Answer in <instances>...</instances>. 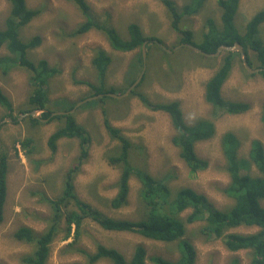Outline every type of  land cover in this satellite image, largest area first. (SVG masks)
<instances>
[{
  "label": "rangeland",
  "instance_id": "obj_1",
  "mask_svg": "<svg viewBox=\"0 0 264 264\" xmlns=\"http://www.w3.org/2000/svg\"><path fill=\"white\" fill-rule=\"evenodd\" d=\"M85 1L93 20L114 28L122 39L129 37L131 24H138L146 37L160 38L168 49L173 50L181 43L180 36L171 27V17L162 0ZM177 2L184 4V0ZM26 4L30 10L41 11L21 32L25 42L34 36L42 38L41 45L30 51L28 57L34 62L47 60L51 67L61 70V74L51 80L48 89L51 109L63 110L94 97L90 87L75 81H85L98 87L104 84L106 89L117 90L114 93L117 95L127 91V75L129 71H135L133 62L140 49L116 51L103 31L97 28L71 36L86 21V17L68 0H26ZM262 9L264 0H241L235 19L239 32L243 33L247 22ZM9 14V2L0 0V29L4 27ZM221 14L217 0H208L200 13L184 18L181 26L194 32L193 43L198 45L204 34L210 31L208 19H214L221 27ZM259 38L264 42V23L260 25ZM148 44L153 49L152 56L147 55L150 60L146 59L145 66L143 62L145 78L137 92L153 103L178 100L189 126L202 119L214 122L213 137L195 144L197 155L208 162V168L191 173L172 142L176 131L169 115L149 109L137 93L133 96L129 93L120 99L85 102L74 113L77 122L87 129L92 139L89 157L75 177L76 191L82 200L106 216L132 221L145 217L140 198L141 183L135 176L129 180L128 203L120 209L111 207V200L118 192L116 183L121 177L122 168L108 162V157L117 153L114 151L118 142L112 140L104 126L103 112L106 111L111 124L122 129L140 149L131 153L133 166L147 170L155 178H167L174 193L182 188H190L204 195L216 209H230L234 199L225 192L230 184V176L222 149V136L227 132L237 136L241 143L238 150L241 159H249L253 141H259L264 146V77L260 73L248 72L240 54L236 56L233 69L221 88L222 96L226 101L248 103L251 109L246 113L230 115L205 100L206 83L220 67L228 51L217 57H201L186 47L167 52L159 42L151 40L147 42L146 50ZM98 49L104 50L111 58L107 72L101 79L92 63ZM247 53L258 66L260 63L256 61V53L252 50ZM6 55L8 51L5 47L1 48L0 57ZM143 67H139L141 72ZM0 88L14 106L12 121L4 122L8 112L0 105V153L7 154L8 163L7 196L4 218L0 223V264H23L21 259L32 253L34 247L17 241L14 233L23 226L38 234L45 231L51 223L52 211L44 198L51 200L61 195L64 177L78 161L80 146L78 139L63 138L58 142L57 150L52 152L48 139L63 124L54 120L34 125L25 118H19L20 111L27 108V100L33 90L27 68L16 67L6 75L0 71ZM39 115L40 111L37 112ZM25 139H32L28 147L21 144ZM242 173L256 177L262 175L254 165H251L250 171L244 169ZM191 213L192 210L182 213V220L185 221ZM62 226L65 227L64 224ZM203 226L202 220L186 225L184 238L189 239L195 247V264H230L233 259H238L239 264L249 263L250 251L230 252L222 239L216 240L204 234ZM257 231L255 227L241 226L231 229L229 233L249 235ZM64 235L61 230L51 243L46 264H90L76 249L93 253L98 244L118 250L127 261L131 260L139 245L146 249L147 264H154L152 257L168 261H177L180 257L177 242L155 241L131 232L108 231L90 219L84 221L80 238L74 245V237L65 240ZM95 264L112 263L99 260Z\"/></svg>",
  "mask_w": 264,
  "mask_h": 264
},
{
  "label": "trees",
  "instance_id": "obj_2",
  "mask_svg": "<svg viewBox=\"0 0 264 264\" xmlns=\"http://www.w3.org/2000/svg\"><path fill=\"white\" fill-rule=\"evenodd\" d=\"M10 4V14L5 21L4 27L0 29V49L5 47L8 55L0 57V71L3 75L9 73L16 67H25L30 71V81L33 90L27 100V108L20 111L27 114L31 111H40V115L33 117L28 115L26 120L34 125H39L54 120H59L63 125L54 131L48 139V147L55 152L58 142L63 138L78 139L80 154L76 164L70 168L63 182L61 195L55 199L44 200L49 205L52 214L51 223L44 232L38 234L27 226L19 228L14 233L17 241L34 247L32 253L25 255L21 260L23 264H46L50 251V245L56 235L63 230L64 239L71 236L75 242L80 238L84 221L90 219L98 223L103 229L115 232H131L142 235L147 239L178 243L180 257L177 261H168L161 257H152L154 264H195L197 252L189 239H185L186 225L196 221H204L202 232L210 235L216 240L222 239L225 247L230 252L243 250L250 251V264H264V146L259 141H253L249 154V159L238 157V150L241 143L232 132H227L222 136V149L227 162V171L230 176V184L225 189L229 197L234 199V205L227 210H219L213 207L208 199L190 188L179 189L172 192L168 185V179H158L147 170L132 165L131 153L133 150H140L124 134L123 130L111 124L104 114V126L112 138L118 142L115 148V155L108 157L111 165L122 168L120 179L116 183L118 192L111 200L113 209H120L128 203L130 192L129 180L135 176L141 183L140 198L144 204L145 217L138 221L115 219L104 215L99 209L94 208L90 203L82 200L75 187V177L80 172L81 167L89 157V147L92 139L87 129L77 122L75 112H70L75 105L55 111L49 107L50 100L48 89L50 82L61 74V70L51 67L47 60L32 61L28 56L30 51L38 48L42 43L40 36H34L30 41L25 42L21 37L22 30L41 14L40 10H30L26 0H7ZM74 3L81 11L86 21L71 36L84 34L92 28H97L107 36L112 47L116 51L131 52L140 49V54L134 60L135 71L127 75V87L129 88L137 80L143 67V55L141 47L146 41H157L161 39L154 36L146 37L138 24L129 26V37L122 39L114 28L97 24L90 15V7L85 0H68ZM208 0H184L180 5L177 0H162L171 17V27L180 36L181 42L193 43L194 32L186 30L181 26V22L186 17L200 13L204 3ZM241 0H217L218 6L222 10L219 27L214 19H208L209 33L204 34L203 40L197 46L207 53H216L221 45L233 46L239 42L248 52L256 53V61L260 64L255 66L252 58L248 55V62L251 67L264 68V42L259 38L260 25L264 23V9L258 11L246 24L243 33L239 32L235 19L238 14ZM194 44V43H193ZM196 45V44H195ZM154 46L159 47L154 43ZM152 47H147V55L152 56ZM97 54L92 60L100 79L107 72L111 63L110 56L104 50H97ZM168 55V54H167ZM166 56V55H165ZM164 56V57H165ZM201 56V54L199 55ZM238 52H226L220 67L206 83L205 100L217 109L225 110L230 115L246 113L251 109L248 103L226 101L221 92V88L229 77ZM163 57V58H164ZM201 57H204L202 55ZM150 57H147V61ZM241 63V60H240ZM264 77V70L260 72ZM142 81L130 95L137 93L142 103L154 111L167 113L171 119L176 135L172 142L179 150V156L189 167L190 172L195 174L208 168V162L201 159L195 150V144L213 137L215 134V124L211 120L202 119L195 125L186 124L181 103L178 100L167 103H153L143 94H138L137 89ZM75 83L85 84L93 91V96L106 93H115L117 90L106 89L102 84L99 87L85 81H75ZM113 98L103 96L98 98V102L111 100ZM85 100V99H84ZM96 101V100H95ZM93 102V101H92ZM91 104H94L92 103ZM87 104V103H86ZM0 105L8 112L7 118L13 117L14 106L10 98L0 88ZM87 105H90L88 103ZM65 112L66 114H55ZM262 119L264 122V108ZM32 139H25L21 144L28 147ZM254 165L262 174L259 177L250 173L243 174L242 171H250ZM7 174L8 163L7 154L0 153V223L4 218V206L7 196ZM192 210V213L182 220L181 214ZM65 225L63 228L62 225ZM246 226L257 227L256 233L245 235L240 233H229L233 228ZM73 231V235H72ZM76 251L84 255L90 264H95L99 260H108L112 264H147V252L144 246L135 248L130 261H127L122 253L114 248H107L98 244L93 253L77 248ZM230 264H239L238 259H233Z\"/></svg>",
  "mask_w": 264,
  "mask_h": 264
},
{
  "label": "water",
  "instance_id": "obj_3",
  "mask_svg": "<svg viewBox=\"0 0 264 264\" xmlns=\"http://www.w3.org/2000/svg\"><path fill=\"white\" fill-rule=\"evenodd\" d=\"M148 41L144 42V44L142 45V55H143V62H144V66L146 64V59H147V50H146V44H147ZM167 52H172L173 50L171 49H168L166 46L164 45H161ZM181 47H188L190 49H192L193 51L201 54V55H204L206 57H217L219 56L222 52H225V51H229V52H238L241 56V59H242V62L243 64L245 65V68L247 69L248 72L250 73H259L261 71L264 70V68H257V69H253L251 67V65L249 64L248 62V56H247V52L245 51L244 47L239 43V42H236L233 46H227V45H221L217 52L216 53H207L205 51H203L201 48H199L198 46L192 44V43H189V42H183L181 43L179 46H176L174 48V50H177L178 48H181ZM144 73H145V68L143 67L142 69V72L140 73L139 77L137 78V80L134 82V84H132L126 92H124L123 94H114V93H106V94H99V95H96L94 97H91V98H87L85 100H82L80 102H78L75 107L70 111V112H67V113H74L77 108L79 106H81L83 103L85 102H89V101H92V100H95V99H98V98H101L103 96H108V97H112V98H116V99H120V98H123V97H126L133 89H135L137 87V85L142 81L143 79V76H144ZM55 114H66L65 112H57ZM28 115H31L33 117H37V112L36 111H31L30 113H27V114H21L19 118H25L27 117ZM6 121H12V118H5L4 122Z\"/></svg>",
  "mask_w": 264,
  "mask_h": 264
},
{
  "label": "clouds",
  "instance_id": "obj_4",
  "mask_svg": "<svg viewBox=\"0 0 264 264\" xmlns=\"http://www.w3.org/2000/svg\"><path fill=\"white\" fill-rule=\"evenodd\" d=\"M181 43H183V42H181ZM181 43H180V44H181ZM180 44H179V45H180ZM192 44H193V43H192ZM160 45H164V44H160ZM179 45H178V46H179ZM194 45H195V44H194ZM164 46H165V45H164ZM196 46H197V45H196ZM181 48H183V47H181ZM186 48H188V47H186ZM178 49H180V48H178ZM189 49H190V48H189ZM191 50H192V49H191ZM173 51H175V50L173 49ZM173 51H172V52H173ZM172 52H171V53H172ZM252 68H253V67H252ZM253 69H254V68H253ZM255 69H257V68H255ZM255 228H257V227H255ZM257 229L259 230V228H257ZM248 264H250V261H249Z\"/></svg>",
  "mask_w": 264,
  "mask_h": 264
},
{
  "label": "flooded vegetation",
  "instance_id": "obj_5",
  "mask_svg": "<svg viewBox=\"0 0 264 264\" xmlns=\"http://www.w3.org/2000/svg\"><path fill=\"white\" fill-rule=\"evenodd\" d=\"M260 73V72H259ZM250 262H251V260H250Z\"/></svg>",
  "mask_w": 264,
  "mask_h": 264
}]
</instances>
